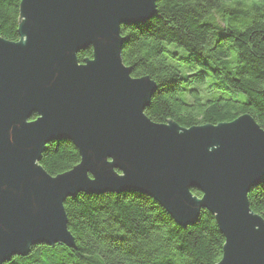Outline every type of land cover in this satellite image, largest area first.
I'll use <instances>...</instances> for the list:
<instances>
[{
	"label": "water",
	"instance_id": "1",
	"mask_svg": "<svg viewBox=\"0 0 264 264\" xmlns=\"http://www.w3.org/2000/svg\"><path fill=\"white\" fill-rule=\"evenodd\" d=\"M156 14L157 0H21L20 40L0 35V264L42 243L75 248L66 200L125 192L182 227L210 211L225 237L217 264H264V219L248 199L264 183V128L249 114L190 128L145 114L157 84L132 76L121 27ZM54 141L80 154L57 176L40 164Z\"/></svg>",
	"mask_w": 264,
	"mask_h": 264
},
{
	"label": "trees",
	"instance_id": "2",
	"mask_svg": "<svg viewBox=\"0 0 264 264\" xmlns=\"http://www.w3.org/2000/svg\"><path fill=\"white\" fill-rule=\"evenodd\" d=\"M20 3L0 0V35L14 42L20 40ZM121 32L132 76L157 84L145 110L152 121L190 128L249 114L264 128V0H157L152 19L123 25ZM92 56L90 48L78 59ZM79 162L72 143L54 141L40 164L57 176ZM248 199L264 219V183ZM65 210L75 248L42 243L4 264H217L223 255L225 237L208 210L182 227L154 199L129 192L81 193L66 200Z\"/></svg>",
	"mask_w": 264,
	"mask_h": 264
}]
</instances>
